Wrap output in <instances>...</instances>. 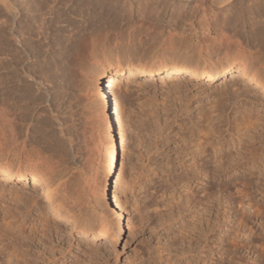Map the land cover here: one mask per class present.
Masks as SVG:
<instances>
[{
    "label": "rangeland",
    "instance_id": "374dc122",
    "mask_svg": "<svg viewBox=\"0 0 264 264\" xmlns=\"http://www.w3.org/2000/svg\"><path fill=\"white\" fill-rule=\"evenodd\" d=\"M101 1L34 0L36 3L32 14L35 19L30 21L33 28L27 36L22 34L33 43L34 49L30 51L31 57L25 61V65L32 68L28 66L34 75V83H39L38 86L44 92L42 95L48 98V102L43 101L46 98L41 100L44 103L40 102V107L50 115L59 112L60 117H72L68 122L74 120L77 123L84 138V152L89 157L80 173L72 171L75 174L73 178L65 170L56 172L49 182V186L52 184L49 189L53 190L54 200L68 204L72 210L79 204L81 218L93 224L99 222L100 206L91 190L92 170L100 171L97 157L104 156L106 159L100 141L103 133L96 113L95 96L98 86L95 78L100 81L99 70L102 66L111 60L138 62L180 57L214 64L225 59V49L215 40L217 36L200 30L199 21L196 20L202 17L201 12L206 17L219 14L220 6L210 0L204 1L198 11H194V8L200 0L190 1L193 7L187 9V13H191V21L197 26L193 24L195 29L192 31L177 29L180 20L176 13L171 14L174 15L171 19L173 24H177L176 28L166 23L169 10L176 7L179 0H135L140 8L138 12H130L124 7L120 9L121 0H105L99 8L97 4ZM1 6L0 0V36L11 41L12 47H17L14 45L15 37L11 34L12 27L3 23ZM55 21L59 23L55 25ZM160 76L129 78L133 80L130 83L124 79L112 90V108L119 133V163L123 175L120 192V221L123 225L118 232V219L113 215L114 239L90 240L78 229H70V226L65 225L66 222L53 218L51 213L56 208L45 207L44 197H36L38 192H35L30 181L16 191L19 195L22 193L24 198L35 196L39 200L38 205L29 208L21 202H8L7 194L3 202L0 198V216L3 214L1 206L7 200L10 213L19 212L17 215L25 218L27 232L33 222L39 227V232L35 230L31 233L36 234L37 238L32 244L29 242L28 248L34 254L38 253L37 250L45 249L47 261L43 264H264V227L260 225V219L247 218L246 208L247 197H254L250 203L259 213L264 211V204H260L264 201V166L260 161L252 169L256 174H263H260V179H254L260 184L259 191L251 193V190L245 196L237 181L220 186L211 182L212 190H217V193L198 211L186 205L184 190L187 187L178 181L179 176L185 173L177 163L178 149L183 146L178 137L193 132L196 136L204 132L205 136L212 128L213 132L209 136L211 140H208V145H213H210L211 148L220 145L221 139L228 143L231 138H236L241 133L238 125V111L243 103L239 101L241 96H229L228 99L220 95V87L225 88L224 85L230 83L228 77H219L210 82L198 79L192 83L190 78ZM240 83L238 81L231 89H238L239 85L241 88ZM36 84L34 86L38 87ZM248 86L251 98L254 100V95L259 98L253 92V87ZM256 103L263 105L260 100ZM261 109L263 112L264 108ZM218 129L221 130V137L217 135ZM237 148L238 144L232 150ZM251 165L249 162L246 168ZM238 171L241 170L230 174L237 176ZM227 177H219L217 184L224 182ZM197 181L200 180L190 183V190H197L198 186L205 183V180L201 181L197 186ZM63 187L67 189L63 191ZM243 202H246L244 206ZM165 210L171 214L165 215ZM43 212L46 213L43 218L50 215L51 223L44 237L40 235V214ZM11 236V239L3 237L4 240H0V248H18L25 239ZM41 237L44 238V245L39 240ZM10 261L1 264H15L13 259Z\"/></svg>",
    "mask_w": 264,
    "mask_h": 264
},
{
    "label": "bare ground",
    "instance_id": "6f19581e",
    "mask_svg": "<svg viewBox=\"0 0 264 264\" xmlns=\"http://www.w3.org/2000/svg\"><path fill=\"white\" fill-rule=\"evenodd\" d=\"M190 1L191 0H179V2L176 3V7H172L169 10V19L166 22L168 26H175L176 28L177 24H173L174 22H172L173 20L171 19L174 16L171 14L176 13L180 20L177 29L182 31L187 29L192 31L195 29L193 26L194 23L191 21L192 18H190L191 13H187L189 12L187 9L191 10V7H193ZM204 1L206 0H200L199 3H196L194 11L200 10L203 7ZM104 2L105 0H102L101 3L97 4L99 8ZM121 2L120 9L124 7L130 12H138L140 9L135 0H121ZM210 2L220 6L219 14L206 17V15L203 14L204 12H201L202 17L196 20L199 21L200 30L205 31L204 33L210 35L213 33L217 36L215 40L221 43L225 49L224 61L208 64L190 61L180 57L150 59L138 62L111 60L107 61L99 70L101 76L99 78L100 81L97 77L95 78V81L98 82L97 92L95 94L97 102L96 113L100 121V130L103 133V138L100 141L102 142L104 153H106V159L104 156L99 155L100 157H97L96 160L100 163V171L92 170L91 190H93L92 192L97 198V205L100 206L99 222L93 224L81 218L78 212L81 208L79 204L72 210L73 208L68 204H63L62 202L54 200V196H52L53 190L49 189L52 185L50 183L49 186V182L53 180L52 178L55 177L56 172L65 170L67 174L70 173V177L73 178L75 174L72 171L75 170L80 173L83 167L86 166L85 162L87 163L86 160L89 157H87V153L84 152V138L77 128V123L75 124L73 122L74 120L68 122L69 118L72 120V117L69 116L68 119L63 118V115L60 117L58 111V113L50 115L47 110L49 113L47 114L44 111L45 109L42 110L43 108L39 105L43 98H46L45 100L43 99V101L48 102V98L42 95L44 92H42L40 86H38L39 83H34V75L31 71L32 68L28 65L31 68L30 70V68L25 65V61L29 59V53H31L30 51L33 49V43L31 44L28 41L29 38L26 36L32 27L30 21L35 19V15L33 16L32 14L35 10L34 0H1V15L5 21L3 23L12 27L13 31L11 34L15 37L14 45L17 47L19 46V49L14 45V47H12L10 44L11 41L9 42L6 37L5 39L0 36L1 201L3 202V197L7 194L8 202H21L31 208L38 205L39 200H37L36 197L42 196L45 199V207L52 206L56 208V210L51 213V216L56 220L66 222L65 225L70 226V229H78L82 235L89 236L90 240L103 239L105 241L114 239L116 233L114 230L113 215L118 219V232L122 230L123 225L120 221V192L123 175L119 163V133L117 131V123L114 115L115 111L113 112L112 108V90L119 82L124 81V79H126V82L130 83L133 82V80L129 78L157 75H162L164 78L175 76L186 79L190 78L189 80L191 82H197L198 79H204L210 82L219 77H228L230 83L227 82L226 86L224 85L225 88L220 87V95L223 94L228 99L230 98L229 96L235 95L239 98L241 96V100L239 101H243L238 111L240 117V124L238 125L240 126L239 131L241 133L239 132L240 134L237 135L236 138H231L228 143L221 139L220 145L211 148V144L208 145V140L213 132L211 130L212 128H210L211 133L209 132L208 134L207 132L208 135L206 134L205 136L204 132L203 135L199 134L202 132L197 133L199 134L197 136L193 132L191 135H181L178 137V140L183 142V146H180L178 149L179 159L177 163L178 167L185 173L177 178L178 181L182 182V184L187 187H185L186 190H184L186 191L184 195L186 205L193 208L195 211H198L200 207L203 209V204H208L217 193V190L215 191L216 193L212 190L211 182L214 185L220 186L237 181L239 185H241V189L244 190L245 196H247L249 194L248 192L251 190V193L259 191L260 184L254 182V179L256 177L260 179L261 172L256 174V171L254 172L252 169L258 164V161L264 166V162H262L264 159V111L261 112V108H264V0H210ZM93 6L95 7L96 5ZM110 7L111 6H109V9ZM115 15H117V13ZM192 16L193 14L191 17ZM64 18L66 17L64 16ZM67 22L69 21L67 20ZM57 23H59V21L56 22L55 25ZM23 33H25L26 36L24 34L23 37ZM238 81L242 83H240L242 86L241 88L239 85V91L238 89H231L234 85L238 84ZM34 84L38 87H35ZM248 85L253 87V92L257 93L259 98L255 95L254 100L251 98ZM259 100L263 102L262 106L256 103ZM52 106L55 107L54 105ZM236 122L238 123L239 121ZM220 131V129L216 131L219 136L221 135ZM236 144H238V148L233 151L232 149L234 146L236 147ZM211 146L213 147V145ZM249 162L252 163L253 166L251 165L252 167L246 168ZM235 170L241 171H238L239 174L237 176H232L230 172ZM224 176H228L227 179H224V182L221 184H217L216 181L219 177ZM194 180H200L197 181V186L199 183H202L201 181L205 180V183L198 186L197 190H190V183ZM214 180L215 182H213ZM28 181H30L31 185L34 187L35 192H38L36 197L28 196L24 198L21 196L22 193L21 195L17 194L16 190L22 185L24 186L27 184L26 182ZM235 184L238 185L237 183ZM66 189L63 187L62 190L65 191ZM199 193L203 195H199ZM247 198V218L255 217L260 219V225L264 227V211L262 214L259 213L254 207V204L250 203L254 197ZM7 200H5L1 206L3 214L0 216V240H2L3 237L11 239V235L19 238L24 237L25 239L23 238V243H19L18 248L16 246V248L5 246V248L2 249L1 247L0 264L1 262L10 263L11 259H13L15 264L46 263L47 258L45 249L37 250L38 253L34 254L28 248L30 246L29 242L31 241L32 244L34 238H37L36 234L31 235V233L33 234L35 230L39 232V227L37 228L35 226L36 223L33 222L28 233L25 218H20V216L17 215L19 212L13 213L12 211V213H10L11 208ZM254 202L256 203L258 200H254ZM261 203L263 205L264 201L260 202V204ZM245 204L246 202L242 203L243 206ZM167 211L165 210L163 213L165 215H170L171 213ZM45 212H43V214L38 213L42 215L40 217V235L43 237L46 234L47 226L51 224L49 223L50 215H47V218H43V216L46 215ZM160 214H162V212ZM43 239L42 237L39 238L42 245L45 244ZM14 242L16 244L18 243L16 241ZM14 242L13 245L15 244ZM7 243L8 242H6V244ZM2 260L5 261L3 262Z\"/></svg>",
    "mask_w": 264,
    "mask_h": 264
}]
</instances>
